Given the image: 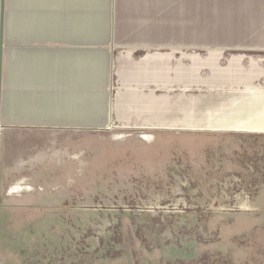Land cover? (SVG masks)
Wrapping results in <instances>:
<instances>
[{"label": "rangeland", "instance_id": "374dc122", "mask_svg": "<svg viewBox=\"0 0 264 264\" xmlns=\"http://www.w3.org/2000/svg\"><path fill=\"white\" fill-rule=\"evenodd\" d=\"M147 11L136 30L174 55L151 87V111L167 118L56 136L76 166L52 184L29 166L33 191L53 186L55 198L29 202L28 264H264V133L233 130L264 123L244 116L264 115V0H153Z\"/></svg>", "mask_w": 264, "mask_h": 264}, {"label": "crops", "instance_id": "0c3cea01", "mask_svg": "<svg viewBox=\"0 0 264 264\" xmlns=\"http://www.w3.org/2000/svg\"><path fill=\"white\" fill-rule=\"evenodd\" d=\"M152 2L4 1L0 264H28L23 244L27 254L29 202L37 197L43 203L55 198L53 186L33 191L30 183L37 176L30 180L29 166L46 167L47 175L42 177L47 184L62 181L61 167L76 166L69 150L60 156L66 150L55 147L61 141L56 136L74 135L78 128H107L112 120L136 117V113L137 118H167L151 111L156 99L151 87L157 85L158 70H171L167 61L174 55L158 52L147 42L154 38L150 30H136L137 22H147L143 18ZM181 56L199 60L197 54L182 52ZM180 69L189 70L188 65ZM166 81L165 75L164 85ZM250 109L245 110L246 121L264 120V115L255 113L260 108ZM35 145L40 153L32 162L29 155ZM14 217L16 222H12Z\"/></svg>", "mask_w": 264, "mask_h": 264}, {"label": "bare ground", "instance_id": "6f19581e", "mask_svg": "<svg viewBox=\"0 0 264 264\" xmlns=\"http://www.w3.org/2000/svg\"><path fill=\"white\" fill-rule=\"evenodd\" d=\"M233 130L244 133H264V123L253 122V123L238 124L233 127Z\"/></svg>", "mask_w": 264, "mask_h": 264}, {"label": "water", "instance_id": "95a60500", "mask_svg": "<svg viewBox=\"0 0 264 264\" xmlns=\"http://www.w3.org/2000/svg\"><path fill=\"white\" fill-rule=\"evenodd\" d=\"M4 1L0 0V99H1V75H2V60H3V27H4Z\"/></svg>", "mask_w": 264, "mask_h": 264}]
</instances>
